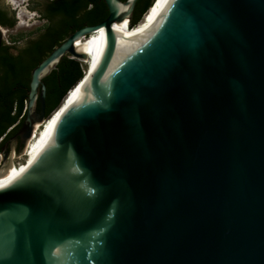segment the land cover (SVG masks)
I'll use <instances>...</instances> for the list:
<instances>
[{"label": "water", "instance_id": "1", "mask_svg": "<svg viewBox=\"0 0 264 264\" xmlns=\"http://www.w3.org/2000/svg\"><path fill=\"white\" fill-rule=\"evenodd\" d=\"M137 1L104 0L33 69L20 152L47 119L43 79L105 28L51 143L0 189V264H264V0H172L116 63Z\"/></svg>", "mask_w": 264, "mask_h": 264}, {"label": "trees", "instance_id": "2", "mask_svg": "<svg viewBox=\"0 0 264 264\" xmlns=\"http://www.w3.org/2000/svg\"><path fill=\"white\" fill-rule=\"evenodd\" d=\"M154 1H137L130 27L139 24ZM39 5L36 4V8ZM108 14L104 0H46L41 18L48 24L40 37L30 41L18 54L12 53L9 46L0 50V153L24 122L33 69L70 34L102 22ZM3 20H6V16L0 12V22ZM3 24L12 27L16 20ZM84 71L81 61L67 55L43 79L46 85L47 118L59 107L67 92L84 77ZM40 108L38 104V111ZM17 152H20V146H17Z\"/></svg>", "mask_w": 264, "mask_h": 264}, {"label": "bare ground", "instance_id": "3", "mask_svg": "<svg viewBox=\"0 0 264 264\" xmlns=\"http://www.w3.org/2000/svg\"><path fill=\"white\" fill-rule=\"evenodd\" d=\"M171 1L172 0H155L139 24L133 28L130 27L128 17L114 23V30L119 36V56L116 59V63H119L125 56L127 57L134 53L149 39L158 27ZM126 9V6L121 7V11H125ZM2 30L3 34H5L6 30L4 27H2ZM74 47L76 52L83 53L87 56L84 60H81V62L85 69L84 76H89V73L91 74V71L96 67L103 51L107 48V34L105 28H102L86 38L77 39ZM82 85L83 84L74 86L52 115L43 123L36 124L33 136L27 141L22 151V165L16 163L15 159L17 155L14 152L10 154L7 161H4L3 164L0 163V189L13 183L27 165L32 164L42 155L43 151L51 143L55 130L64 113L78 101Z\"/></svg>", "mask_w": 264, "mask_h": 264}, {"label": "rangeland", "instance_id": "4", "mask_svg": "<svg viewBox=\"0 0 264 264\" xmlns=\"http://www.w3.org/2000/svg\"><path fill=\"white\" fill-rule=\"evenodd\" d=\"M40 3L38 10L30 9L31 0H2L1 4L9 8L16 15V24L13 28L7 29L4 34L5 40L11 42L14 36L17 39V46L19 50L24 49L30 41L36 40L43 33L45 26L48 24L46 20L41 18V11L44 10L46 0H36ZM144 17V16H143ZM137 26V25H136ZM19 41V42H18ZM18 137L11 138L8 144L3 146L0 153V163H4L3 153H8V159L11 153H15L17 158L16 163L22 165L23 158L21 157L22 151L17 152ZM6 146V147H5ZM14 150V151H13ZM22 158V159H21Z\"/></svg>", "mask_w": 264, "mask_h": 264}, {"label": "flooded vegetation", "instance_id": "5", "mask_svg": "<svg viewBox=\"0 0 264 264\" xmlns=\"http://www.w3.org/2000/svg\"><path fill=\"white\" fill-rule=\"evenodd\" d=\"M1 1L2 0H0V12H2L3 14H5V16H6V20H3L2 22H0V26H2V27H5V28H7V29H10V28H13L14 26H12V27H10V26H5L3 23L6 21V23H9V22H11L12 21V19H16L17 17H16V15H15V13H13L9 8H7V7H5L4 5H2L1 4ZM39 2L38 1H36V0H31V7H30V9H35L36 8V4H38ZM33 7H35V8H33ZM36 10H38V8H36L35 9V11ZM15 36V35H14ZM12 37L11 38V42H8V41H6L4 38H5V36H4V38H3V42H2V46L0 47V50L3 48V47H6V46H9L10 47V51L12 52V53H14V54H18L21 50H19L18 48V46H17V39L18 38H16V37ZM19 42V41H18ZM45 112H46V109H45ZM18 134V133H17ZM17 134L16 135H14L13 137H16L17 136ZM12 137V138H13ZM11 140V139H10ZM10 140L6 143V144H8L9 142H10ZM17 146H20V140L18 139L17 140Z\"/></svg>", "mask_w": 264, "mask_h": 264}, {"label": "built area", "instance_id": "6", "mask_svg": "<svg viewBox=\"0 0 264 264\" xmlns=\"http://www.w3.org/2000/svg\"><path fill=\"white\" fill-rule=\"evenodd\" d=\"M146 14V13H145Z\"/></svg>", "mask_w": 264, "mask_h": 264}]
</instances>
